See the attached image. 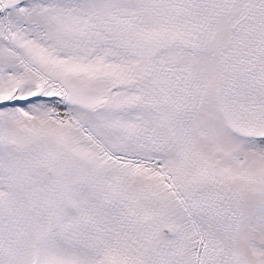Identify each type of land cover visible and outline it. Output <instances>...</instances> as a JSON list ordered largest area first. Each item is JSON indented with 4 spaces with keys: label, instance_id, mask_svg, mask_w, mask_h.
Segmentation results:
<instances>
[{
    "label": "snow or ice",
    "instance_id": "1",
    "mask_svg": "<svg viewBox=\"0 0 264 264\" xmlns=\"http://www.w3.org/2000/svg\"><path fill=\"white\" fill-rule=\"evenodd\" d=\"M0 264H264V0H0Z\"/></svg>",
    "mask_w": 264,
    "mask_h": 264
}]
</instances>
